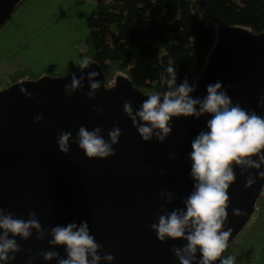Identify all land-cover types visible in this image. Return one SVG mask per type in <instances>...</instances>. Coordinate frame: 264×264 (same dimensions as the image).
<instances>
[{
	"label": "water",
	"instance_id": "1",
	"mask_svg": "<svg viewBox=\"0 0 264 264\" xmlns=\"http://www.w3.org/2000/svg\"><path fill=\"white\" fill-rule=\"evenodd\" d=\"M21 1L0 0V29ZM92 71L99 73L91 80L100 81V87L88 97L92 91L88 73ZM75 74L85 79L82 88L71 95L65 91L71 75H45L0 92V217L11 213L12 219H36L41 226L39 231L32 228L27 238L9 232L8 239L16 241L19 251H10L8 256L15 258L0 264H59L68 258L67 246L49 243L51 229L75 223L73 231H77L82 221L88 222L89 234L102 245L97 250L98 264H180L175 249L184 254L188 240L166 236L161 242L151 224L158 225L160 215L186 211L184 201L195 190L190 175L191 141L200 132L210 131L207 121L212 115L172 117V131L163 142L157 139L159 129H153L151 139L144 141L123 105L130 101L135 115L150 94H143L122 76L116 78L114 87L106 88L95 63ZM216 82L222 83L220 91L231 98L230 107L238 103L249 114L264 117V33L253 34L244 28L219 30L207 66L189 84L197 86L189 96L202 101L206 86ZM21 87L33 95L22 94ZM37 115L43 116L39 122ZM136 119L138 125L151 127L139 116ZM81 126L89 132L99 127L97 135L109 143V132L119 127V142L111 145L115 155L88 158L76 142ZM62 131L72 133L67 153L57 143ZM247 159L260 163L255 155ZM231 168L235 181L228 190V218L222 229H232L228 246L252 219L264 189V178L259 175L264 163L257 169L247 162H233ZM250 177L254 183L245 187ZM234 209L242 214H234ZM4 231L0 228V236ZM46 252L57 255L45 260ZM224 253L212 264H220ZM107 254L115 259L105 260ZM194 255L193 264H198L202 258L199 246Z\"/></svg>",
	"mask_w": 264,
	"mask_h": 264
},
{
	"label": "clouds",
	"instance_id": "2",
	"mask_svg": "<svg viewBox=\"0 0 264 264\" xmlns=\"http://www.w3.org/2000/svg\"><path fill=\"white\" fill-rule=\"evenodd\" d=\"M90 63L92 62L87 59L81 60L78 69L82 71L89 67ZM167 72L171 76L167 80V85L171 89L176 84V71L171 61H169ZM97 75L99 73L95 71L88 73L92 90L87 93L88 97L94 96L95 91L100 87V81L91 80ZM84 79V76L77 78L74 72L71 73V84L65 85V91L71 95L73 91L82 88ZM160 82H164L163 77ZM196 87V85L190 87L188 80L185 79L174 91L163 93L162 103L160 95L153 92L147 100L143 101L141 109L135 115H133L130 101H126L123 105L124 112L131 118L133 126L137 128L144 141L151 139L153 129H159L160 131L156 133L157 139L163 142L172 131L169 126L172 117L194 116L198 119L205 113L212 115V118L207 121L210 131L200 132L191 141L190 175L195 181V190L184 201L186 211L174 210L168 215H160L159 224H151V229L156 232L157 239L161 242L165 241L166 236L172 239L188 240L189 243L183 249L184 254L180 249H175V255L179 258L180 264H193L196 260L194 254L198 246L202 255L198 264H212L221 258L232 234L231 228L222 231L228 218L227 207L230 201L228 190L235 181L231 165L233 162L236 164L247 162L259 169L260 164L264 163V117L258 116L255 112L249 114L238 103L230 107L231 98L226 91H220L223 87L221 82L208 84L206 86L207 96L202 101L189 96V93L195 91ZM20 91L29 97L33 95L28 93L24 87H21ZM197 105H199V110L196 108ZM137 116L151 127L147 124L138 125ZM42 119V115L36 116L37 122ZM100 131L99 127L91 132L84 126L79 128L76 142L88 158H106L115 155L111 145L119 142L122 134L120 128L114 127L109 132L110 143L97 135ZM71 136L72 133L69 131L60 133L57 143L61 152L69 151L68 141ZM254 155L259 157L260 163L247 159ZM259 175L264 178V172H260ZM253 183L254 180L250 177L245 187ZM170 198L171 194H169ZM233 211L236 215L242 214L239 209ZM40 227L36 219L27 221L12 219L11 213L0 217V228L5 230L0 236V240L3 241L0 243V261L14 259L15 257H9L8 253L19 251L16 241L8 239L9 232L13 236L20 235L22 238H27L31 235L32 228L39 231ZM74 228H77L75 223H68L66 227L56 226L51 229L53 239L49 243L67 246L68 258L61 259L59 264H98L101 257L97 255V250L102 245L97 244L95 237L89 234L88 222L82 221L77 231H73ZM186 229H188L187 234ZM56 255L55 252H46L43 253V258L51 260ZM89 255H91V260L88 258ZM104 259L112 261L115 257L107 254ZM234 261V256H228L221 259L220 264H234Z\"/></svg>",
	"mask_w": 264,
	"mask_h": 264
},
{
	"label": "trees",
	"instance_id": "3",
	"mask_svg": "<svg viewBox=\"0 0 264 264\" xmlns=\"http://www.w3.org/2000/svg\"><path fill=\"white\" fill-rule=\"evenodd\" d=\"M27 2L22 0L14 14ZM94 2L87 18V49L79 54L75 66L45 75L64 77L78 73L79 62L87 59L101 69L106 88L114 87L116 78L122 76L143 94L155 92L163 97L164 92L174 91L185 79L190 84L207 66L219 29L244 28L253 34L264 33V0ZM169 61L176 71V84L171 89L167 85L171 78L167 72ZM45 75L23 69L9 77L19 83L37 81ZM234 240L223 259L234 256V264H239L244 256L251 257V252L236 255Z\"/></svg>",
	"mask_w": 264,
	"mask_h": 264
},
{
	"label": "rangeland",
	"instance_id": "4",
	"mask_svg": "<svg viewBox=\"0 0 264 264\" xmlns=\"http://www.w3.org/2000/svg\"><path fill=\"white\" fill-rule=\"evenodd\" d=\"M94 7V0H33L27 11L21 9L12 16L0 31V83L23 69L45 75L75 66L79 54L87 49V18ZM34 14L37 21L29 26L27 17ZM21 27L25 31L12 39ZM254 216L235 238V252L236 255L251 252L253 257L244 256V259L248 257L250 264H264V245L261 246L264 231L261 237V231L255 237L261 223L257 224L260 215Z\"/></svg>",
	"mask_w": 264,
	"mask_h": 264
},
{
	"label": "crops",
	"instance_id": "5",
	"mask_svg": "<svg viewBox=\"0 0 264 264\" xmlns=\"http://www.w3.org/2000/svg\"><path fill=\"white\" fill-rule=\"evenodd\" d=\"M33 2V0H28V2L21 8L22 9V11H27L29 8H30V6H31V3ZM21 9L20 10H18L14 15H16V14H18L19 13V11H21ZM25 9H27V10H25ZM26 13V12H25ZM13 15V16H14ZM45 15V14H44ZM37 21V17H35V14H34V16H28L27 17V20H26V22H27V24L30 26V25H33L35 22ZM23 27H21V28H19V30L13 35V37H12V39H14L15 37H18L19 35H21V33L23 32V31H25V30H21ZM29 29V28H28ZM12 51V50H11ZM10 51V52H11ZM8 54H6V55H4V56H7ZM260 208H259V210H257L254 214L256 215V214H259L260 216H259V218H257V224H258V222H260L261 223V225H260V228H259V231L257 230L256 231V235H255V237L257 238V234L260 232V234L261 233H263V231H264V214H261V211H263L264 212V202L262 201V202H260ZM255 216L253 215V218H254ZM251 222V221H250ZM259 226V225H258ZM255 230V228L253 229V231ZM262 236V234L260 235V237ZM258 239H259V237H258ZM255 242H256V240H255ZM263 242H264V239H263ZM264 245V243H262L261 244V246H263ZM251 255H252V257H253V254L251 253Z\"/></svg>",
	"mask_w": 264,
	"mask_h": 264
},
{
	"label": "built area",
	"instance_id": "6",
	"mask_svg": "<svg viewBox=\"0 0 264 264\" xmlns=\"http://www.w3.org/2000/svg\"><path fill=\"white\" fill-rule=\"evenodd\" d=\"M13 84H12V81H10V79H9V77L8 78H6L4 81H3V84H1L0 83V92H2V91H4V90H6V89H8L10 86H12ZM264 202V189H263V193H262V195H261V197L259 198V200H258V202H257V204H256V208H255V211H257V210H259V208H260V202ZM241 264H250V260L249 259H247V258H245L242 262H241Z\"/></svg>",
	"mask_w": 264,
	"mask_h": 264
}]
</instances>
